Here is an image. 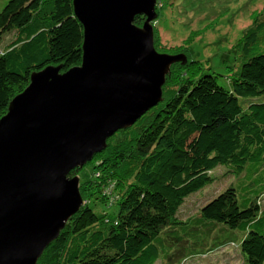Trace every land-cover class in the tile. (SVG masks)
<instances>
[{"label":"trees","instance_id":"1","mask_svg":"<svg viewBox=\"0 0 264 264\" xmlns=\"http://www.w3.org/2000/svg\"><path fill=\"white\" fill-rule=\"evenodd\" d=\"M248 33L229 87L203 72L118 132L127 139L118 134L107 142L112 149L103 164L111 171L102 177L114 188L92 189L102 198L100 211L82 198L37 264H154L157 245L186 242L175 228L165 229L179 225L185 199L212 183L218 168L232 179L199 209L191 242L217 227L237 231L222 244L239 247L244 264H264V12ZM82 40L72 0H0V118L32 73L79 66ZM94 158L84 183L101 178Z\"/></svg>","mask_w":264,"mask_h":264},{"label":"water","instance_id":"2","mask_svg":"<svg viewBox=\"0 0 264 264\" xmlns=\"http://www.w3.org/2000/svg\"><path fill=\"white\" fill-rule=\"evenodd\" d=\"M156 8L157 0H72L80 65L32 73L10 101L0 118V264H37L83 205L79 177L68 174L162 102L169 68L185 62L155 50Z\"/></svg>","mask_w":264,"mask_h":264},{"label":"rangeland","instance_id":"3","mask_svg":"<svg viewBox=\"0 0 264 264\" xmlns=\"http://www.w3.org/2000/svg\"><path fill=\"white\" fill-rule=\"evenodd\" d=\"M263 12L264 0H157L155 50L160 54L181 56L185 62L180 60L169 68L162 86V101L166 99L167 93H174L178 86L196 80L203 72L212 73L222 86L227 87L228 84L229 87L240 53L244 52L250 26L257 14ZM118 132L107 142L117 139L118 134L123 140L128 138L124 132ZM107 142L106 148L94 158L100 168L97 172H101V178L98 175L94 183H84L92 176L89 164L77 175L81 198L97 207V211H100L98 200L102 198L97 197L98 194L91 195L92 189L103 186V193L111 189L103 178L109 177L111 171L109 165L103 164L105 156L112 149H109ZM215 173L216 178L212 183L185 199L177 218L179 225L165 229L167 232L175 228L176 234L181 235L186 242L157 245V261L154 264H244L239 247L231 243L222 244L240 232H221L218 231L220 227H217L204 241L199 242L202 240L199 234L195 238L198 243H192L193 237L188 235L197 225L195 220L198 219L201 206L226 188L232 179L231 176L226 177L223 168H218ZM261 202L264 207V194ZM107 211H116V206Z\"/></svg>","mask_w":264,"mask_h":264}]
</instances>
